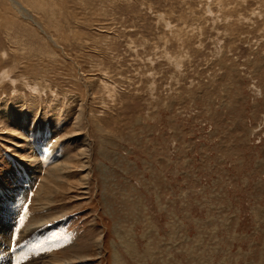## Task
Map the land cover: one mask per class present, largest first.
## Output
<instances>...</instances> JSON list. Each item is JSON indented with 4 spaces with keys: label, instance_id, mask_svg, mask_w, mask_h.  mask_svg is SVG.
<instances>
[{
    "label": "rangeland",
    "instance_id": "rangeland-1",
    "mask_svg": "<svg viewBox=\"0 0 264 264\" xmlns=\"http://www.w3.org/2000/svg\"><path fill=\"white\" fill-rule=\"evenodd\" d=\"M38 260L264 264V0H0V264Z\"/></svg>",
    "mask_w": 264,
    "mask_h": 264
},
{
    "label": "bare ground",
    "instance_id": "bare-ground-1",
    "mask_svg": "<svg viewBox=\"0 0 264 264\" xmlns=\"http://www.w3.org/2000/svg\"><path fill=\"white\" fill-rule=\"evenodd\" d=\"M17 10H18V9H17ZM26 13H27V12H26ZM43 224H44V223H43ZM34 225H35V226H32V228H33V227L35 228L37 225H39V223L34 224ZM40 225H41V224H40ZM40 225H39V227H40ZM32 228H31V229H32ZM27 230H28V228H27ZM30 231H31V230H30ZM30 231H29V232H30ZM31 235H32V234H31ZM20 238H21V237H20ZM20 243H21V242H20ZM17 244H18V243H17ZM23 244H24V243H23ZM29 248H30V246H29ZM39 259H40V258H39ZM38 261H39V260H38ZM34 264H45V263H42V262H40V261H39V263H38V262L35 261Z\"/></svg>",
    "mask_w": 264,
    "mask_h": 264
}]
</instances>
